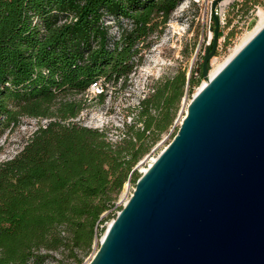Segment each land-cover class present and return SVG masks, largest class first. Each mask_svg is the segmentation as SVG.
Masks as SVG:
<instances>
[{"label": "trees", "instance_id": "trees-1", "mask_svg": "<svg viewBox=\"0 0 264 264\" xmlns=\"http://www.w3.org/2000/svg\"><path fill=\"white\" fill-rule=\"evenodd\" d=\"M179 1L0 0V137L24 117L48 121L0 164V264H45L52 252L83 264L100 226L116 218L125 184L136 187L142 176L132 171L173 126L186 88L205 79L203 67L189 80L178 71L155 83L118 143L74 120L94 83L104 87L95 93L102 103L109 89L127 88L141 45ZM109 18L129 23L118 39Z\"/></svg>", "mask_w": 264, "mask_h": 264}, {"label": "water", "instance_id": "water-1", "mask_svg": "<svg viewBox=\"0 0 264 264\" xmlns=\"http://www.w3.org/2000/svg\"><path fill=\"white\" fill-rule=\"evenodd\" d=\"M218 36L216 19L208 83L89 264H264V27L210 79Z\"/></svg>", "mask_w": 264, "mask_h": 264}, {"label": "rangeland", "instance_id": "rangeland-1", "mask_svg": "<svg viewBox=\"0 0 264 264\" xmlns=\"http://www.w3.org/2000/svg\"><path fill=\"white\" fill-rule=\"evenodd\" d=\"M206 1L180 0L171 15L169 23L163 26L159 32L153 34L147 40L146 46L141 45L142 50L139 56L142 57V64L130 76L127 88L125 90L118 89L117 91L109 89L107 99L103 103L95 98V92H92V96H89L86 103V109L74 122L88 128L107 132L109 140L118 143L124 138L127 125L132 124L133 116L137 113L135 107L152 93V87L155 83L164 78L173 77L178 71H185L188 78L189 75L191 76L193 69L201 68L206 55L205 45L208 40L203 23ZM248 8L249 6L246 4L240 7L235 18L241 15L244 16ZM106 23L110 25V35L113 39L120 37L122 31L120 25L125 27L129 24L126 19L116 22L113 18L106 19ZM230 24H234V8L230 12ZM234 38L233 28L229 32L228 39H231L229 43L234 41ZM231 44L232 50L234 44ZM231 50L220 56L218 53L216 54L215 57L219 56V59L216 62H213L214 58L211 60L210 72L215 69L218 63L224 61L226 56L228 57L231 54ZM205 81L206 79L202 80L193 91H190V86L186 88L173 126L161 134L160 140L151 147L150 151L138 163L139 166L137 165L136 170L138 174L143 175L145 169L148 170L153 164L154 158H157L171 143L187 114L190 102ZM47 122L45 119L24 117L19 125L7 128L0 137V164L19 154L38 127L46 125ZM134 189L135 183L133 181H128L125 184L117 201L115 215L129 201ZM108 214L106 213L105 216ZM113 219L111 218L100 226V229H104V232L98 237L91 253L84 258L83 264H89L92 261L109 223ZM51 255H53V258L47 260L45 264H74L71 258L63 256L60 252H52Z\"/></svg>", "mask_w": 264, "mask_h": 264}, {"label": "built area", "instance_id": "built-area-1", "mask_svg": "<svg viewBox=\"0 0 264 264\" xmlns=\"http://www.w3.org/2000/svg\"><path fill=\"white\" fill-rule=\"evenodd\" d=\"M216 6H214V4ZM248 5V11L244 16H237L236 12ZM234 8V24H230V12ZM264 12V0H207L205 5L204 15V30L207 34L208 40L206 41L205 48H211L215 37L216 19L219 22V36L217 40V53L219 56L231 50L232 44L234 47L237 45L241 36L254 29L260 21V12ZM234 28L235 38L234 41L229 43V32ZM240 35V36H238ZM219 56L214 57L218 60ZM104 87L101 83H94L92 92L102 93Z\"/></svg>", "mask_w": 264, "mask_h": 264}, {"label": "bare ground", "instance_id": "bare-ground-1", "mask_svg": "<svg viewBox=\"0 0 264 264\" xmlns=\"http://www.w3.org/2000/svg\"><path fill=\"white\" fill-rule=\"evenodd\" d=\"M264 27V12L261 11L260 12V21L259 23L256 25V27L252 30H250V32L244 34L240 40L239 43H237V45L231 50V54L227 57L226 59L220 63H218V65L215 67V69H213L210 72V76L209 78L212 79L213 77L216 76V74ZM213 62H216V60H214ZM208 83V80H206L205 82H203L202 86L199 88L198 92ZM157 158H154V161H156ZM147 171V169H145V172ZM111 224V222L109 223V225Z\"/></svg>", "mask_w": 264, "mask_h": 264}]
</instances>
